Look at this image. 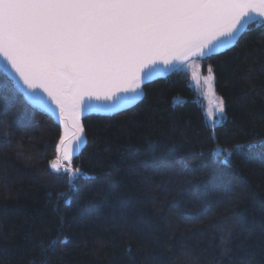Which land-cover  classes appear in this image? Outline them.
Returning <instances> with one entry per match:
<instances>
[{"label":"trees","instance_id":"obj_1","mask_svg":"<svg viewBox=\"0 0 264 264\" xmlns=\"http://www.w3.org/2000/svg\"><path fill=\"white\" fill-rule=\"evenodd\" d=\"M201 60L221 125L180 68L131 109L84 119L72 188L51 165L60 128L0 70V264H264V26Z\"/></svg>","mask_w":264,"mask_h":264},{"label":"snow or ice","instance_id":"obj_2","mask_svg":"<svg viewBox=\"0 0 264 264\" xmlns=\"http://www.w3.org/2000/svg\"><path fill=\"white\" fill-rule=\"evenodd\" d=\"M255 17L264 18V0H0V57L31 90L30 104L41 102L39 89L59 109L65 132L58 151L69 164L72 188L83 175L70 165L84 132L86 98L114 101L113 108L132 105L145 68L160 62L178 71L174 62L217 55L233 46L242 28L264 26ZM207 71L205 84L215 95L212 68ZM192 78L199 84L196 71ZM98 107L88 105L90 112ZM217 111L224 112L223 100ZM231 154L211 153L225 162Z\"/></svg>","mask_w":264,"mask_h":264},{"label":"water","instance_id":"obj_3","mask_svg":"<svg viewBox=\"0 0 264 264\" xmlns=\"http://www.w3.org/2000/svg\"><path fill=\"white\" fill-rule=\"evenodd\" d=\"M255 19L256 20H262L264 18L255 17ZM253 25H256V24H249L247 26V28L241 29V33L239 35V38L234 42L233 46L237 43V41L244 34V32L249 27H251ZM233 46H231L230 48L221 50L219 54L231 49ZM219 54H217V55H219ZM197 59H205V58L194 56V57H190L189 59L185 60L183 64H179V63L174 62L175 68L180 69L186 63H188L192 60H197ZM5 66H7L6 72L3 70ZM0 70L13 83L15 88L24 97L25 101L30 106H32L33 108H35V109L45 113L46 115H48L58 125V127L60 128V131H61V136H60V139H59L57 147H56V158H55V160L52 161L51 165L53 164V162L59 161L58 167L68 168V165H69L68 162L60 159L61 153L58 151V149L60 147V140L64 136V132H65L64 124L62 123L61 118H60L59 109L56 107V105L54 103H52L49 100L47 95L39 89L36 90V93H37V95H39L42 98L41 102L39 104H35V105L30 104L28 102V100L26 99V97L31 92V90L27 89L26 86L23 85V82L19 80V77L16 75L14 70L11 68V65H8L7 62L3 59V57H0ZM147 72L152 73V77L150 80L144 79V73H147ZM173 72H175V71H173L169 66H166L165 64L160 63V62L156 63L155 65L150 66L149 68H145L144 73H141V77H142L141 88L137 90V92L139 94L138 99L132 105L124 104V105H121L120 107L113 108V107H111V105L114 103V101H105L103 99H101V100L92 99L91 101H89L86 98L84 100V103H83L82 108H81L80 122H81L82 126H83L84 119L87 117H90V116H111V115H116V114H119V113H122L124 111L131 109L132 107L136 106L144 98L143 88L147 84H150L152 82L164 79V78L168 77L169 75H171ZM120 95L123 96L125 94L121 93ZM89 104L99 106L98 110L90 112L89 108H88ZM69 135H71V132L69 133ZM86 145H87L86 134H85V132H83L82 139H81V142L79 143V145L77 146L75 143L73 145L74 150H75V154L73 155L72 159L78 157L81 154V152L83 151V149L86 147ZM58 167L56 169H54V168L53 169L57 170Z\"/></svg>","mask_w":264,"mask_h":264},{"label":"rangeland","instance_id":"obj_4","mask_svg":"<svg viewBox=\"0 0 264 264\" xmlns=\"http://www.w3.org/2000/svg\"><path fill=\"white\" fill-rule=\"evenodd\" d=\"M211 67L209 64H204V60L197 59L186 63L181 70L188 72L190 74V86L196 93L195 101L200 104L203 108L206 122L211 129L218 127L225 121V112L219 113L217 111V104L222 98L216 93L215 90V79L213 80V90L215 95L208 92V85L205 84V79L208 76V68ZM212 68V67H211ZM196 71L199 75V84L193 80L192 74ZM213 73V71H212ZM214 76V74H213ZM176 102H182L183 99L176 98ZM224 106V104H223ZM211 109V115H209V110ZM220 151V150H219Z\"/></svg>","mask_w":264,"mask_h":264}]
</instances>
